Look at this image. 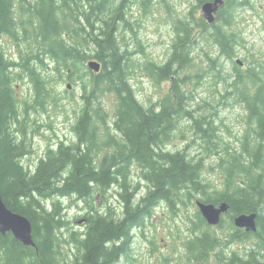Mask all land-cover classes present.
Masks as SVG:
<instances>
[{"label": "trees", "instance_id": "obj_1", "mask_svg": "<svg viewBox=\"0 0 264 264\" xmlns=\"http://www.w3.org/2000/svg\"><path fill=\"white\" fill-rule=\"evenodd\" d=\"M196 1L194 9L173 18L174 38L166 60L161 65L148 61L145 67L154 80H168L169 85L161 99L144 107L129 83L132 52L121 44V30H132L124 18L126 0H0V192L8 208L29 219L34 241L23 245L11 232L0 233V264H118L128 256L133 231L159 203L174 213L178 204L191 203L196 195L200 197L195 201L226 202L229 207L226 221L222 217L216 226L221 233H212L195 204L193 216L184 222L187 230L202 233L184 240L189 258L264 264V65L251 59L244 69L232 59L235 49L245 44L233 30L235 9L256 0H225L212 23L201 10L196 14L208 0ZM4 35L18 41L20 35L22 43L28 42L29 51L20 57L38 104L49 95L40 73L45 59L65 79L80 80L71 123L75 140L47 148L33 168L22 163L30 149L13 128L19 116L13 70L21 63L4 54ZM201 44L216 47L217 55H208L209 72L223 83L221 97L244 106L248 133L238 147L224 140L209 112H200L206 103L191 105L200 75L188 71ZM220 57L232 60L229 72L221 73ZM90 59L100 62L99 71L87 67ZM107 94L113 96V116L101 103ZM182 118L190 121V142L208 156L165 148ZM209 156L216 158L210 167L220 170L221 187H212L201 176ZM133 166L150 186L140 203L132 199ZM110 188L117 192L119 211L106 204ZM96 195L101 196L98 204ZM51 197L86 203L82 232L68 233L60 201L44 203ZM253 211L256 231L234 226L236 214ZM223 222L228 225L222 227ZM234 243L237 249H232Z\"/></svg>", "mask_w": 264, "mask_h": 264}, {"label": "rangeland", "instance_id": "obj_2", "mask_svg": "<svg viewBox=\"0 0 264 264\" xmlns=\"http://www.w3.org/2000/svg\"><path fill=\"white\" fill-rule=\"evenodd\" d=\"M196 3V0H126L124 18L131 23L132 30H121V44L132 52L131 60L128 61L129 71H131L129 83L137 101L144 107H149L161 99L169 85L168 80H154L145 67L148 61L161 65L166 60L170 51V43L174 38L173 18L183 16L189 8L194 9ZM196 11V14L200 11L199 7L196 8ZM234 13L233 30L240 32L245 44L235 49L236 52L232 59L240 60V66L244 69L247 68L248 61L251 59L261 60L264 65V0H256L246 8H237ZM18 37L19 41L4 35L1 39V46L6 57L21 63L20 67L13 70L19 113L18 122L13 128L18 130L19 138L23 135L22 137L30 149V153L22 158V163L28 168H33L47 148H53L61 141L69 143L75 140L71 131V123L74 120V111L77 109L78 98L81 94L80 80L65 79L64 73L52 70L53 63L45 59L40 73L49 95L44 98L42 105L38 104L34 100L32 79L26 69H23L25 64L20 57L29 51L26 48L28 42L22 43L21 41L25 40H21L20 35ZM30 41V49H32L33 39ZM208 55L211 57L217 55L215 46L201 44L198 53H194L193 65L188 72L196 73L200 77L195 78L196 84L193 86L191 105L206 103L203 104V109L200 112H209L216 120L214 124L218 125L224 140L238 147L248 133L246 112L243 105L232 100L227 102L226 98L221 97L224 93L223 83L215 82L216 78L209 72L211 61L208 59ZM220 62L224 67L221 73L229 72L232 60L220 57L217 63ZM112 99L111 94H107L101 99V103L110 116H113L112 105L114 103ZM189 125V120L180 119L165 148L171 151L186 148L191 154L208 156L205 151L201 153L199 145L190 142L191 128ZM215 161L216 158L211 156L205 158L201 176L205 181L210 182L212 187H221L220 170L210 167L215 165ZM131 170L132 185H135L139 181V170L137 166H133ZM106 196V204L119 211L120 203L114 188H110L106 192ZM196 197H200V195H196L193 201L186 205L176 204L177 209L174 213L166 203H159L151 217L144 221L143 226L133 231L128 256L126 259L120 260L118 264L214 263L213 257L207 263H203L201 260H192L188 257L183 246L187 237L202 233L200 230L195 232L187 230L184 222H187V217L193 216ZM54 200L60 201L63 218L66 221L65 229L68 233L82 232L85 229V216L88 211L86 203L80 202L75 197L59 199L51 197L44 203L49 205ZM95 200L98 204L101 196L96 195ZM223 218L226 221L225 215ZM227 225V222L222 223V227ZM216 226L212 227L211 232L221 233L222 228ZM236 244L232 245V249L238 248ZM241 249H243V245L239 247V250ZM225 250L224 254L227 252V249Z\"/></svg>", "mask_w": 264, "mask_h": 264}, {"label": "water", "instance_id": "obj_3", "mask_svg": "<svg viewBox=\"0 0 264 264\" xmlns=\"http://www.w3.org/2000/svg\"><path fill=\"white\" fill-rule=\"evenodd\" d=\"M225 0H208L201 4V12L208 23L215 19L216 12L224 4ZM239 61V60H237ZM87 67L97 72L100 70V62L90 59L86 62ZM69 86V84H68ZM195 204L209 225L219 224L222 216L228 212V204L221 202L215 205L211 202L196 200ZM256 212H242L233 217V224L246 232L256 231ZM11 232L23 245H34L32 237V226L29 219L18 212L12 211L4 203L0 192V233Z\"/></svg>", "mask_w": 264, "mask_h": 264}, {"label": "flooded vegetation", "instance_id": "obj_4", "mask_svg": "<svg viewBox=\"0 0 264 264\" xmlns=\"http://www.w3.org/2000/svg\"><path fill=\"white\" fill-rule=\"evenodd\" d=\"M139 181H138L139 183L137 182L135 188L131 191L132 192V199L138 203H140L144 199V197H146V195L150 189L149 184H147L142 178L139 177ZM116 194H117V192H116ZM147 218H149V217H146L145 220ZM211 227H213V226H211ZM188 257H189V255H188ZM191 264H200V263L192 262ZM212 264H215V263H212Z\"/></svg>", "mask_w": 264, "mask_h": 264}]
</instances>
